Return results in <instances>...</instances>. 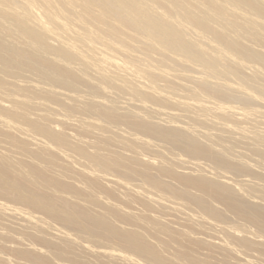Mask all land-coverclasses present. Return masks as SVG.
<instances>
[{
    "label": "bare ground",
    "instance_id": "bare-ground-1",
    "mask_svg": "<svg viewBox=\"0 0 264 264\" xmlns=\"http://www.w3.org/2000/svg\"><path fill=\"white\" fill-rule=\"evenodd\" d=\"M194 246L264 261V0H0V262Z\"/></svg>",
    "mask_w": 264,
    "mask_h": 264
},
{
    "label": "rangeland",
    "instance_id": "rangeland-1",
    "mask_svg": "<svg viewBox=\"0 0 264 264\" xmlns=\"http://www.w3.org/2000/svg\"><path fill=\"white\" fill-rule=\"evenodd\" d=\"M119 102H121V100H119ZM119 102H117V103H119ZM120 105H121V104H120ZM123 128H124V127H121V129H123ZM125 129H126V128H124V130H125ZM126 130H127V129H126ZM152 141H154V140H152ZM154 142L160 144V143L157 142V141H154ZM163 144H164V143H163ZM160 145H161V146L158 145V148H159V147H160V148L162 147V149L165 148L164 151H166V153H167L166 148H167L168 145H166V144H165V146H163L162 144H160ZM112 149H115V148H112ZM116 149H117V148H116ZM162 149H161V150H162ZM118 150H119V149H118ZM159 150H160V149H159ZM162 151H163V150H162ZM164 151H163V152H164ZM173 151H176V150H172L171 152H169V148H168V153H167V154H166L165 152H164V153H165L166 155L169 154V155L167 156V157H169L170 154H172V153L175 154V153H176V152H173ZM237 151H238V149H236V151H235L234 153H235V154H236V153H240L241 149H240V151H238V152H237ZM138 152H139L140 154H142V155L145 153V155H146L147 157H149V158H151V157H152V158H153V157L156 158V157L158 156V154H156V153H154V152H150V151H142V150H138ZM178 152H179V151H177V153H178ZM241 152H243V151H241ZM178 154H181V153L179 152ZM237 155H238V154H237ZM172 156H173V155H172ZM175 156H177V154H176ZM249 157H250V156L246 155L245 160L248 158L247 162H250L251 164H253V163L250 161V160H252V158L250 157L251 159H249ZM201 161H203V160H201ZM203 162H205V161H203ZM230 177H232V176L230 175ZM232 178H233L234 180H235V179H238L237 177H234V176H233ZM130 183H132V184H134V185L137 184L135 181H131ZM229 216L231 217V215H229ZM230 217H228V218L231 220L232 223L230 222V220H228V222H230L231 224H234L235 226L232 225V226H233V227H232L230 223H228V224L226 223L228 226H230V227H232V228H236V229H237L238 226H239V228L242 227V225L239 224V223H241L240 221H235L234 218H233V220H234V221H233L232 218H230ZM237 222H238L239 225L237 224ZM51 223L53 224L54 222H51ZM55 224L57 225V223H54V226H56ZM236 224H237L238 226H237ZM249 226H250V225H247V226H245L244 228L242 227V230L240 229V230H241L240 233H242V235H247V234H248V236H252V234H253V237H250V238H254V236H257V235L259 236V234H258L257 231L255 230V228L252 227V226H250V227H249ZM56 227H58V228L60 227V228H61V226H60L59 224H58V226H56ZM239 228H238V230H239ZM244 229H246V230H244ZM240 230H239V231H240ZM243 230H244L246 233H245ZM248 230H249V231H248ZM243 232H244V233H243ZM247 232H248V233H247ZM249 232H252V233H249ZM193 234H194L193 236H195V237H198V238H205V239H206V237H205L204 235H201V234L198 233V232L196 233V231H195ZM196 234H197V235H196ZM199 234H200L202 237H201ZM249 234H250V235H249ZM256 234H257V235H256ZM221 238L223 239V237H221ZM260 239H261V238H260ZM108 245H109V244H104V246H105L106 248H107ZM111 245H112V244H110V246H108V248H111V247H112ZM115 247L118 248L117 245L115 246V244H113L112 249H113V248L115 249ZM172 247H173V246H172ZM194 247H195V249L200 248V249H198L199 252H197V250L195 251ZM194 247H192V249H191V253H192V255H194V256H196V257H199V256H200L201 259H202V256H203V258L206 257L207 259H209L210 261H212V263H214V264H215V263L217 264V262H218V264H220V263H221V264H233V263H234V264H235V263H236V264H239L238 262H235V261H237V257H234V258L232 259L231 256L228 257V256H226V255H224V254H221L219 251H216V250H213V249H212L213 251H212L211 249L207 250L208 248H206V247H204V246H194ZM196 247H198V248H196ZM236 248H237L238 250H240V252H239L240 257H244V256L248 257V256H250L249 258H251L252 260L255 258L254 261H257V262H259V263H260V262H261V263L263 262L262 264H264V261H263L262 259L259 258V255L256 254V253H257L256 250H251V251H246V252H245V250L239 249L237 246H236ZM172 249H174V247H173ZM172 249H170V250H172ZM201 249H203V250H201ZM205 249H206L207 251H206ZM170 250H169V251L167 250L168 253L165 252L166 250L163 251V252H164L163 255L168 254V255H166V256H168V257H173V251H174V250L171 251L172 254H171ZM210 251H212V253H213L214 255H213ZM195 252H196V253H195ZM203 252L206 253V254H205V255L202 254ZM252 252H253L255 255H257V256L254 257V256H253L254 254H253ZM193 253H195V254H193ZM208 253H209V254H208ZM216 253H217V254H216ZM5 254H6V255H5ZM218 254H220V255H218ZM252 254H253V255H252ZM0 255H2V256H4V257H6V256H7V257H8V256H12V255H9L8 252H7V253H6V252H2V253H0ZM209 255H210V256H209ZM212 255H213V256H212ZM204 256H205V257H204ZM207 256H208V257H207ZM216 256H217V257H216ZM219 256H220V257H219ZM221 256H222V257L224 256V257H223V260H222V257H221ZM225 257H227V258H225ZM9 258H11V257H9ZM210 258H211V259H210ZM224 258H225V259H224ZM257 258H258V259H257ZM11 259H13V257H12ZM213 260H214V261H213ZM225 260H226V261H225ZM260 260H261V261H260ZM228 262H229V263H228ZM0 264H3V263L0 262ZM184 264H185V263H184Z\"/></svg>",
    "mask_w": 264,
    "mask_h": 264
}]
</instances>
